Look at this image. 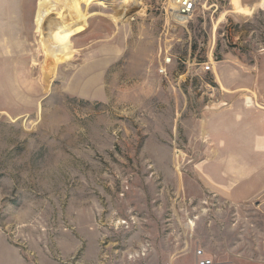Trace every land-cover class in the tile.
<instances>
[{
  "label": "rangeland",
  "instance_id": "obj_1",
  "mask_svg": "<svg viewBox=\"0 0 264 264\" xmlns=\"http://www.w3.org/2000/svg\"><path fill=\"white\" fill-rule=\"evenodd\" d=\"M114 1L46 89L39 0H0V264H264V0Z\"/></svg>",
  "mask_w": 264,
  "mask_h": 264
},
{
  "label": "bare ground",
  "instance_id": "obj_2",
  "mask_svg": "<svg viewBox=\"0 0 264 264\" xmlns=\"http://www.w3.org/2000/svg\"><path fill=\"white\" fill-rule=\"evenodd\" d=\"M98 1L103 0H39L35 23L36 29L41 35L42 50L49 58L44 68V85L46 89H49L51 83L52 69L60 60H68L67 55L69 54L63 53L62 45L73 34L82 31L86 27L89 18V7L92 3ZM119 1L115 0L111 3L115 9L111 18L115 23L122 18H126L140 0ZM178 1L171 0V7L175 14L178 9ZM234 2L235 12H245V9L240 5V0H234ZM54 13H57L59 18H55ZM175 18L181 21L178 17L175 16Z\"/></svg>",
  "mask_w": 264,
  "mask_h": 264
},
{
  "label": "built area",
  "instance_id": "obj_3",
  "mask_svg": "<svg viewBox=\"0 0 264 264\" xmlns=\"http://www.w3.org/2000/svg\"><path fill=\"white\" fill-rule=\"evenodd\" d=\"M177 5H178V9L176 10L175 15L179 19H183L181 20L183 22L187 18L192 16V14L195 12L197 8V0H179ZM171 60L172 59L170 57L166 58V64L160 72L162 75H167L168 73L167 66L171 63ZM203 65H206L204 67V71L206 73L212 70V66H210L209 64H203ZM198 255L203 256V252L200 251ZM200 264H212V262L210 260L205 259L203 256V259L201 260Z\"/></svg>",
  "mask_w": 264,
  "mask_h": 264
}]
</instances>
